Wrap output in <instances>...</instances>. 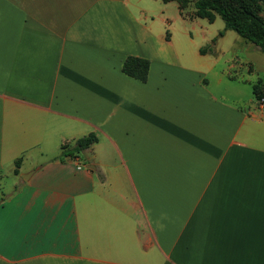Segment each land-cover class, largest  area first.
<instances>
[{
	"label": "crops",
	"instance_id": "obj_1",
	"mask_svg": "<svg viewBox=\"0 0 264 264\" xmlns=\"http://www.w3.org/2000/svg\"><path fill=\"white\" fill-rule=\"evenodd\" d=\"M198 19L0 0V264H264V106Z\"/></svg>",
	"mask_w": 264,
	"mask_h": 264
},
{
	"label": "trees",
	"instance_id": "obj_2",
	"mask_svg": "<svg viewBox=\"0 0 264 264\" xmlns=\"http://www.w3.org/2000/svg\"><path fill=\"white\" fill-rule=\"evenodd\" d=\"M165 2L171 0H163ZM180 8L187 6L188 0H176ZM264 0H195V15L214 22L217 15L224 21V29L219 35H224L226 30H234L242 38L253 43L264 53V18L259 13ZM215 40V39H214ZM207 51V48L201 50ZM150 61L136 56H128L123 64V71L131 76L145 81L149 71ZM254 98L257 103L264 101V82L261 80L253 84ZM98 140L95 133L77 139L71 148L72 152H80L89 148ZM67 151H64L66 154ZM18 167V161H17ZM18 173V169H16Z\"/></svg>",
	"mask_w": 264,
	"mask_h": 264
},
{
	"label": "rangeland",
	"instance_id": "obj_3",
	"mask_svg": "<svg viewBox=\"0 0 264 264\" xmlns=\"http://www.w3.org/2000/svg\"><path fill=\"white\" fill-rule=\"evenodd\" d=\"M195 10V0H188L187 6L183 9V12L185 13L186 17L192 19V21H197L199 20L198 18L203 19L204 23L209 26L212 31L216 32V34H218L221 30L224 29V21L219 15H217L214 22H209V20L206 18L196 16ZM259 13L264 18V4L262 5V8ZM230 32H232V34L237 35V32H235L234 30H231ZM207 49H211V46H207ZM234 52H236L240 58L238 62V64L240 65H238L235 70L239 68L240 71L246 76H248V78L252 81L261 80V82H264V53L259 50L253 43L247 41L241 36L240 44L235 46L231 51V54L229 55L235 54ZM250 65H252L251 72H248V67ZM246 88H248V93L252 92L251 85H247ZM80 158L81 163L87 162L86 156L84 154L81 153Z\"/></svg>",
	"mask_w": 264,
	"mask_h": 264
},
{
	"label": "water",
	"instance_id": "obj_4",
	"mask_svg": "<svg viewBox=\"0 0 264 264\" xmlns=\"http://www.w3.org/2000/svg\"><path fill=\"white\" fill-rule=\"evenodd\" d=\"M29 175H30V174H28V176L23 175V177H24L25 179H27V178L29 177Z\"/></svg>",
	"mask_w": 264,
	"mask_h": 264
},
{
	"label": "built area",
	"instance_id": "obj_5",
	"mask_svg": "<svg viewBox=\"0 0 264 264\" xmlns=\"http://www.w3.org/2000/svg\"><path fill=\"white\" fill-rule=\"evenodd\" d=\"M260 104L264 106V102H263V100L261 101V103H260ZM79 168H81V167H79Z\"/></svg>",
	"mask_w": 264,
	"mask_h": 264
},
{
	"label": "bare ground",
	"instance_id": "obj_6",
	"mask_svg": "<svg viewBox=\"0 0 264 264\" xmlns=\"http://www.w3.org/2000/svg\"><path fill=\"white\" fill-rule=\"evenodd\" d=\"M263 102H264V101H263ZM260 103H261V102H260ZM260 103H259V104H260ZM262 106H263V105H262Z\"/></svg>",
	"mask_w": 264,
	"mask_h": 264
}]
</instances>
